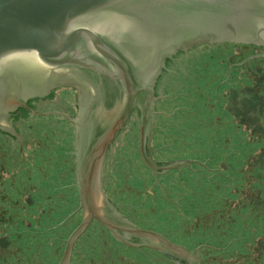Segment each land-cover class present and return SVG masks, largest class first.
I'll list each match as a JSON object with an SVG mask.
<instances>
[{
	"label": "water",
	"instance_id": "95a60500",
	"mask_svg": "<svg viewBox=\"0 0 264 264\" xmlns=\"http://www.w3.org/2000/svg\"><path fill=\"white\" fill-rule=\"evenodd\" d=\"M221 8L227 10L221 11ZM172 18L177 19V25L170 23V27L160 21L172 22ZM193 18L197 22L186 21ZM172 28L177 32L185 29L196 33L187 40V45L220 40L210 37L217 29L219 37L240 32L241 43L254 42L264 49V0H0V78L5 76L1 73L3 66L12 65L13 73L30 69L36 74H46L39 81H33L31 89L36 95L57 86L60 77L75 78L89 89L88 100L82 106L85 112L80 114L81 122L90 126L91 139L88 152L77 165L78 208L56 228L78 211L82 218L66 239L58 264H70L73 246L94 221L127 247L175 254L187 264L193 261L200 264L196 252L190 253L160 234L117 226L119 223L113 218L115 209L106 200L102 202L109 207L112 216L94 202V189L101 190L106 152L124 130L133 108L143 102L146 103L141 108L143 130L146 125L149 129L147 141V135L144 131L141 133L140 156L154 179L158 170L159 175L164 176L184 168L190 171L187 165L191 168L196 164L180 161L177 165L158 168L150 163L153 162L152 129L154 124L158 126L155 117L163 116L172 121L173 112L153 111L151 103L156 101L151 89L153 81L150 76L143 78L141 70L156 59L159 53L156 44L164 45L173 38ZM260 58L264 59V54L248 60ZM19 85L17 79L7 77L4 81L7 90ZM25 96L34 95L21 98ZM49 98L35 103L39 113L56 116V112H63L72 117L77 103L72 89L57 88ZM162 124L165 130L161 129ZM159 125L158 129L171 132L168 122ZM96 132H100L98 136H94ZM144 147L150 161L144 155ZM120 232L141 236L146 243L132 245L118 235Z\"/></svg>",
	"mask_w": 264,
	"mask_h": 264
},
{
	"label": "rangeland",
	"instance_id": "374dc122",
	"mask_svg": "<svg viewBox=\"0 0 264 264\" xmlns=\"http://www.w3.org/2000/svg\"><path fill=\"white\" fill-rule=\"evenodd\" d=\"M237 44L238 43L225 42L215 45L213 49H221L220 52H215L211 47L208 50L198 47L194 52L188 50V54L177 53L168 67L169 74L173 75V82L172 84H166L164 89H169L168 94L176 98L180 94H183V90H188L192 95L187 97V104L195 105V112L188 114L187 118L193 120V123L194 120H204L206 118V115H204L205 105L208 108L212 107V105L209 104L210 100L207 101L205 99V93L208 90V86L211 85L210 80L220 75L219 68H210L211 63L220 64L223 63V60H226L228 63L226 80H232L230 81L232 88L226 87L224 89L226 93L223 95V101H228L226 104V111L228 115L235 120L234 124L241 127L240 134L246 139L247 144L252 146L254 143H257L256 141L264 140V59L260 58L253 61H249L248 59L251 56L263 55L264 49L261 47H248V45L243 44L240 46ZM185 53H187V51ZM249 62L250 65H247ZM238 69L240 70L237 71ZM231 72L233 77L230 76ZM184 81L186 83H184ZM157 94L163 96L166 92L160 86L157 90ZM177 94L178 96H176ZM196 94H199V97ZM221 95L222 92L219 94V97ZM176 107L179 108V106ZM220 107L221 104L218 102L217 108L215 106L214 111L218 112L216 117L222 119L225 113ZM141 108L142 105H136L134 107V112L130 118L129 131L126 130L118 135L119 137L117 136L113 152L118 161L124 160V157L129 155L131 157L137 155L138 113H140ZM173 110L174 108L172 107L171 111ZM49 118L51 119L47 117V122H40L39 127L41 132L39 133H36V129L39 127H29L30 130L28 131V129L25 130L22 128L21 123L16 125L22 133L23 142L27 150L24 154H21L22 157L24 156L25 158L29 155L28 152L32 146L37 150H42L40 152L47 153L45 160L32 166L35 167L34 170L26 172L27 164L23 165V161L18 162L19 153L16 152L14 154L15 157H13V151L8 152V150H10L9 145L6 149L4 148V155L0 154V264L34 263L32 257L28 256H26L23 261V254L21 252L22 245L17 242H23V235L9 233L12 228L6 229V225L10 227L15 226L20 220V225H22L23 230L29 232L30 239L32 240L30 244H33L38 236H46L52 229H56L67 217L68 213L72 212L77 207V193L74 191L73 187L75 182L72 155L73 146L76 144L75 138L73 137V132L70 133L72 130L69 125V136L66 138V144L62 142L63 138L61 135L59 136L58 132L60 126L56 123L58 118L56 116H51ZM32 119L33 118H31L30 121ZM173 119L178 120L177 116L173 117ZM133 121H136V127L132 126ZM184 123L188 124V121L184 120ZM159 126L160 125L156 127L155 124L153 125L152 148L156 150L157 148H170L171 142L168 141L170 139L172 142L173 140H178L175 135V133H178V129L173 126V134H171L161 130L166 129L164 124H162L161 129H158ZM210 129L211 128L208 126L196 127L193 135L188 138L189 141H206L207 144L210 145L214 137L217 138L219 136V133L209 134L208 131ZM196 130L198 131L196 132ZM205 130H207V133ZM146 132L147 131L144 133L145 136L147 135ZM236 132L237 129L235 128V133ZM179 138L185 141L186 136ZM45 139L47 141L46 143L36 142L37 140L41 142ZM127 142H132L133 144L131 151L125 150V146L128 144ZM201 142L198 144H201ZM194 145H197V143ZM244 145L248 147V161L250 163L254 160L255 162L264 164V157H261V153L258 154L259 157H257V159H254L255 156L253 153L258 149L253 150L248 145ZM62 149L65 151V156H67V158L63 163H60L56 156V152L60 151V153H62ZM34 155H36V153H34ZM77 156L78 154H76V159ZM120 157L122 159H120ZM157 158L160 162L175 161L176 159L173 150L166 154L160 153ZM130 161L133 162L132 159ZM30 163L32 164V161ZM133 163L135 167L136 164L135 162ZM19 164H22L24 167L19 169ZM59 164L62 166H59ZM12 165H14V168L9 169L8 167ZM108 165L110 164L105 163L104 165L101 178V190L97 187L96 190L94 189V202L96 203V207H102V202L108 199L113 205L119 206L121 208L120 212L128 216L136 227L160 234L172 244L184 247L190 253L196 252L199 257L206 258L205 261L207 264H253L260 255V251H262L264 246V196H257V194L253 192L254 189L251 187H255L256 183L263 180V176L257 175V172L252 169V163L249 164L245 170L244 178L240 179L246 187L238 185V188L242 189L239 193V197L241 195L244 196L245 209L239 210L237 205L238 196L234 195L233 201L227 203V209L222 213L219 212L225 219L218 220L215 226L210 222L206 223L207 220H204L202 216H200V219H197L195 216H187L186 213L182 214L184 212L183 208H181L180 211L166 208L172 206L167 201L170 200V198L161 194V196L167 200L164 199L163 202L158 201L160 198H157L158 195L152 192L153 187L156 185L155 179L153 178L152 180L151 174L149 172L145 173L140 166L136 165L135 169L140 171V176L142 178L139 179V183L141 182L140 186L144 187L143 192L136 186L139 183H137L135 177H133V173L127 175L129 165L126 160H124L123 172L119 174L115 172V169H109ZM196 165L205 166V164L198 161ZM209 165H212V162H209ZM222 165L223 163L221 160L220 166L222 167ZM17 172H19L21 176H17ZM180 175L179 173L172 172L163 176V178L168 179L169 177L175 181L172 183L163 182L164 187H162L167 193L174 194L173 190L170 191V189L174 183L175 189H177L178 183L176 182H181ZM121 176H124L122 180H120ZM159 177L161 180V176ZM138 178L139 176H137V179ZM61 181L64 182L58 183ZM133 186L137 191L133 189ZM69 189H71V195L69 194ZM51 192L55 194L54 198L49 195ZM147 195L150 196L149 201L148 197L145 198ZM70 198L72 202L67 210H65L68 212L62 215L64 219L62 218L63 220L59 224L56 223L57 221L55 218L48 220L52 207H55L53 199L58 200L59 206H64ZM37 199L39 200L35 205ZM153 199L157 201L153 203ZM250 204H252V207L248 210ZM165 209L172 211V213L165 211ZM246 211L247 214H245ZM36 212L38 213L37 216ZM181 214L183 216H180ZM237 217L245 220L251 218L254 223H257L258 228L251 227L246 235L235 233L233 237L227 236L222 241L219 235H224L225 233H211L214 230L235 231L234 227L238 221ZM75 218L81 219L82 215L76 216ZM75 218L69 223L71 225H69L67 229H62L60 233L51 234L46 240H43L42 237L37 238L40 243L42 241L49 244L46 253H50L51 256H55L56 258L61 257L65 246L64 240H66L69 233L78 224L79 220ZM42 219L47 220V224L42 225ZM52 225L54 226L52 227ZM104 230L105 229L99 223L94 224L79 243H84L85 250L94 251V248L98 247L100 251L95 258L85 259L83 254L78 251L77 246L74 247L75 258L77 257V259L74 260L77 264H175L165 263L161 259L163 256L159 255V257H156L157 255L153 254L152 251L144 250L140 252L126 248L117 243L115 244L112 238L109 237V234ZM242 235L245 237L244 240L241 237ZM91 236H94L95 239L92 242H88L86 239H88V237L91 238ZM208 236L212 237L208 238ZM24 237L27 238L28 235ZM56 238L58 239L56 245L50 242L51 239ZM109 239H111V242H109ZM61 240L64 242H61ZM128 243L137 245L134 242ZM227 243L235 244L228 246V250L226 249V251L222 248L226 246ZM208 247H216L222 250H210L207 249ZM59 250H62L60 254H58Z\"/></svg>",
	"mask_w": 264,
	"mask_h": 264
},
{
	"label": "flooded vegetation",
	"instance_id": "af4514ba",
	"mask_svg": "<svg viewBox=\"0 0 264 264\" xmlns=\"http://www.w3.org/2000/svg\"><path fill=\"white\" fill-rule=\"evenodd\" d=\"M215 1L217 2L220 0H215ZM221 1H223V0H221ZM234 1H238V0H234ZM226 10H227V8H221V11H226ZM226 19H228V18H226ZM160 21L166 26H167V24H169L168 26H170V27L172 26L170 23H173L174 26L177 25V19H173V18H172V22H170L169 19L160 20ZM186 21H189V22L196 21L197 22V20L194 18L186 20ZM199 21H203V20L200 19ZM170 27H168V28H170ZM172 29L174 31L173 32L174 33L173 38L171 40H169L164 45H160L159 43H157L156 44V48H157L156 51L159 53H158L156 59L152 62V65L146 66L145 70L143 69L144 71L141 70V74L143 75V78H147L150 76L152 81H153L152 82L153 86L151 89H152L154 98H156V101L152 102L151 106L153 107V111L156 113H159V110L164 111V112H168L169 110H171L172 107L175 108L176 106H179V105H180V107L184 108L188 112L189 105H193V104H187V101H188L187 97L192 95L188 90L187 91L183 90V94H180L179 96L177 94L176 96H178V97L176 98L175 96L171 97V95L168 94L169 89H166V88L164 89V86L166 84H168V83L172 84V82H173V79H172L173 75L169 74L168 67L170 66L169 64L172 63V61L175 58L177 53L188 54L189 51L194 52L195 50L198 49V47L203 48V49L205 48L206 50H208L210 47L212 48L215 45H219V43H225V42L235 43V44L237 42L238 43L237 45H240V46H242L244 44V43L240 42V39H241L239 37L240 32L233 33V34L225 33L224 37L222 38V37H219L218 30L216 29L214 32H212L210 37L212 40L221 38L220 40H215V42H208L205 40V42H202V43H198V44H194V45L193 44L187 45V43H188L187 40L194 38L193 35L196 33L195 32H191V33L187 32L185 29H183L181 31L178 30V32L174 28H172ZM230 39H232V40H230ZM233 41H236V42H233ZM253 41H254V39H253ZM244 45H248V47H250V46L259 47V46L255 45L254 42L252 44H244ZM186 51H187V53H185ZM13 68L14 67L12 65H6V66H3L2 71H1V73H4L3 75H5V76L0 78V154L4 155V151L9 145L10 150H8V152L13 151V157H15L14 154L16 152L19 153L18 162L23 161V163H22L23 165L27 164V166H26L27 171L26 172H28L29 170H34L35 167H32V166L37 164V163H41L43 160H45L47 153L40 152L42 150H37L34 146H32L29 149V152H28L29 155L25 158H24V156L22 157L21 154H24L25 151H27V150L25 148V143L23 142L24 139H23L22 133L16 125L21 123L22 128H24L25 130L28 129V131L30 130L29 127L30 128L39 127L40 122L41 123L47 122L48 119H51V118H49L51 116H49V115L47 116L45 114L39 113V111H37L38 107L37 108L35 107V103L44 102V101L49 100L50 99L49 96L53 93V90H55L57 88H67L68 87L75 92L77 103L75 104V112L72 115V117L69 115H66L67 113H63V112H56L55 113L56 117L58 118L56 120V123L58 124V126H60L59 127L60 129L58 128L59 129L58 130L59 136L61 135V137L63 138L62 142H64L66 144V138L69 136L68 126L70 125L71 130H72V131H70V133L73 132V137L75 138V143H76L75 146H73L72 155H73L74 182H75L73 187L77 193V199H76L77 200V207L71 212V214H73L78 208V192H77V188H76V173L78 170L77 165H79V163L81 162V158L82 157L84 158L85 153L88 152L89 147H90V145H89V142L91 139L90 126L84 125L81 122L82 116H80L82 111L85 112V108H82V106L88 100L87 94H88L89 89H88V87H85V85L77 83L75 78L64 77V79H65L64 80L63 77H60V81H59L60 83L57 86L50 88L49 91H47V92L44 90L39 91L38 92L39 94L36 95V93H32L34 91V89L33 90L31 89L32 85L34 86V83H35L33 81L34 80L39 81L40 79L45 77L46 74H44V73L36 74V71L30 70V69L28 71H25V72H21V70H20L18 73H13L14 72ZM7 77L10 79L19 80L20 85L9 87L8 90L6 88L4 89V81L7 80ZM231 77H233L232 74H231ZM136 82H137V80H136ZM146 82L147 81H145V83ZM184 83H186V82L184 81ZM160 86L166 92V94L163 96L157 94V90ZM208 92L209 91L207 90L205 93V99H206V95ZM27 94H32L34 96H25L23 99L21 98L22 96L27 95ZM196 95L199 97V94H196ZM189 102H191V101H189ZM145 104H146L145 102L142 103V105H145ZM192 110H194L193 107H192ZM133 112H134V110L131 112L129 119H128V121L124 127V130L122 132H124L126 130L129 131L128 128H129L130 118H131V115ZM194 112H195V110H194ZM138 115H139L138 116L139 124H138V128H137V133H138V143H137V147H136V154L137 155L133 156V157H131L130 155L127 157H124L125 158L124 160H126L128 162V165H129L127 175H130L131 173H133V177H135L137 183H139V179L142 177L140 176V171L135 169L136 165L140 166L145 173L149 172L151 174L152 180L154 178L153 174L148 169H146V167L144 166V163L142 161V157L140 156V138H141V133H143V131H144L143 130L144 124H143L142 110L141 109H140V113H138ZM47 117H48V119H47ZM156 117H155V119L157 120L158 125L160 123H162L163 121L168 122V124L171 125L170 122L165 117H163V116L157 117V118ZM31 118H33V119L30 121ZM82 121H83V119H82ZM136 125H137L136 121H133L132 126L136 127ZM148 129H149V127H148V125H146L145 131L147 130V132H148ZM98 130H100V129H98ZM152 130H154V127ZM145 131H144V133H145ZM39 132H41L40 127L38 129H36V133H39ZM122 132H120L118 135H120ZM99 133L100 132H98V133L96 132V134L94 136H98ZM175 135L177 136L178 133H175ZM152 137H153V131H152ZM147 139H148V134L146 137V141H147ZM116 140H117V137H116ZM116 140L113 142L111 149H109L106 152L104 162H103V166H102V171H101V178H102L105 163L110 164V165H108V168L111 170L115 169L116 173L119 174L120 172L121 173L123 172L124 160L118 161L116 156L114 155V152H113ZM36 142L46 143L47 141L45 139L41 142L38 140ZM179 142L180 141L175 140L171 144L170 148H164V149L157 148V150L152 148V145H151L150 150L152 153L153 162L150 161L149 153H147L146 147H144V150H145L144 155H145L146 159L148 161H150V163L154 167H158V168H164V167L169 166V165H177V163H180V161H185L184 164L185 163L188 164L191 161H193L191 159L192 156L191 157L185 156V157H183V159H180L178 161H176V159H175V161L170 160V161H165V162H160L157 160L158 154H160V153L166 154L168 152H172V150H173V154L175 155V153H178L177 151H181V149H183L184 147L182 145H180ZM127 143L128 144L125 146V150L131 151L133 144H132V142H127ZM188 146H190V145H186L185 147H188ZM34 153H36V155H34ZM31 154H32V156H31ZM76 154H78L77 159H76ZM65 155H66V153L63 149H62V153H60V151L56 152V156L58 157V161L60 163H63V161H65V159L67 158V156H65ZM37 158H39L40 160ZM130 158L133 160V162H135V164H136L135 167H134V163L132 161H130L131 160ZM120 159H122V158L120 157ZM31 161H32V164L30 163ZM22 164L21 165L19 164V166H18L19 169L24 167ZM59 166H62V165L59 164ZM187 167L189 169H191L193 166L190 168V165H187ZM8 168L13 169L14 165H12L11 167H8ZM172 172H174V173L176 172L177 174L179 173V174H182L184 176L185 172H187V171L184 168V169H181L179 171H172ZM172 172H170V173H172ZM159 173H160V171L158 170L156 172V175H155V176H157V178L155 180L156 185L153 187L152 192L155 193V195H158L157 198H160V199H158V201H160V202H163L165 199L161 196V194L170 198V200H167V199H165V200H167L172 206H169L166 208L172 209V210H176V209L178 210V207H179V209L182 208L183 203L180 204L182 202V200L179 199L177 196V195H180L179 194V187H177V189H175V188L173 189V185H172L170 191L173 190L174 194L167 193L165 191V189H163L164 186H163L162 182L168 181L167 183H172L174 181L168 177V179H171V182H170V180L163 178V176L159 175ZM17 176H21V174L19 172H17ZM17 176H16V178H17ZM137 176H139L138 179H137ZM159 176H161V180L159 179L160 178ZM123 177L124 176H121L120 180H122ZM14 183H15V181H14ZM176 183H178V182H176ZM140 185H141V182L136 186L143 192L144 187L140 186ZM133 189L136 190L134 188V186H133ZM176 191H177V193H176ZM147 197H148V201H149L150 196L147 195L145 198H147ZM105 200L108 202L109 206H111L113 209H115L113 212L114 213V216H113L109 207L103 206L104 210L107 212H110V214L113 216V218H115L117 220V222L119 223V224H117V226H126L127 229L132 228V229H138V230H145V229H140L139 227H136L128 216L123 215L124 213L120 212L121 208L119 206L113 205L108 199H105ZM156 201H157L156 199H153V203ZM155 209H157V208H155ZM165 211H168V210L165 209ZM168 212L172 213V211H168ZM79 215H81L80 211L75 213L73 216L76 217ZM75 219L79 220L78 223L80 222L79 218H75ZM66 223H64V224H66ZM94 224H98V223H96L94 221V223L91 225V227ZM63 225H61V226H63ZM104 231L109 234V237L112 238V240L115 244L117 243V244L124 246L126 248L136 250V251H140V252H143L144 250H149V249H133V248L127 247L126 245L120 243L116 239V237L113 236L109 231H107V230H104ZM146 231H148V230H146ZM157 231H159V230H157ZM71 233H72V231L70 232V234ZM118 235H120V237L126 239V241L134 242L137 245L146 243L145 240L141 236H138V235H134L131 233L125 234L122 232H120ZM233 244H235V243H231V244L227 243V245L223 246L222 249L226 250L228 248V246H231ZM207 249L216 250V249H220V248L208 247ZM222 249H220V250H222ZM149 251H152L153 254L157 255L156 257H159V255L163 256V257H161V259L165 263L187 264L184 261V259L180 258L178 255H175V254L167 255V254L157 252V251H153V250H149ZM263 255H264V246L262 248V251H260V255L253 262V264H264V256ZM205 259H206L205 257H202V258L200 257L199 258L200 264H207ZM194 263L195 262L193 261L192 264H194Z\"/></svg>",
	"mask_w": 264,
	"mask_h": 264
},
{
	"label": "trees",
	"instance_id": "16d2710c",
	"mask_svg": "<svg viewBox=\"0 0 264 264\" xmlns=\"http://www.w3.org/2000/svg\"><path fill=\"white\" fill-rule=\"evenodd\" d=\"M213 48L214 47H212L211 49ZM213 50H215V52L221 51V49H218V50L213 49ZM229 57H233V56H229ZM253 60H256V59H253ZM247 65H250V62L247 63ZM227 67H228V63L226 62V60H223V63H220V64L214 63V62L211 63L210 68L212 69L219 68L220 70V75H217L215 78L210 80L211 85L208 86L209 88L208 91L212 89L211 91L214 93V96L216 98H219V94L218 92L214 91L215 89L218 88V90H221L220 91L221 93L224 91L226 87H230V88L232 87V85L230 84V81L232 80H228V81L226 80ZM239 70L240 69H238L237 71ZM199 142H194V143H197V146H200V144H198ZM256 142L257 143H254L252 146H249V144H247L246 142V139L242 137L241 134L239 135L234 134L232 136H228V141L226 137H224V135L219 134L217 138L214 137L210 145H208L206 141L201 142V145L203 148L208 147L206 148L208 150V155L206 158L207 163H205L204 167L196 165V164L193 165L190 171L186 170L187 172H185L184 176L182 174L180 175L181 182H178L179 194L187 198V200H185V204L184 203L182 204L183 205L182 208L184 211L182 214L186 213L187 216H192V217L195 216L197 219H200V216H202L204 217V220H207L206 223L210 222L213 226H215L218 220L225 219L222 214H219V212L222 213L223 211L227 209V203H230V201H233L232 199L234 198V195L238 196L237 205H238L239 210L245 209L244 196L241 195L239 197V193L242 191V189L238 188V185L245 186L244 183L241 182L240 179L244 178L243 177L244 172L247 169L248 165L251 163L253 164L252 169L257 172V175L263 176V180H260L258 183H256L255 187H251V188L254 189L253 192L257 194V196L259 197L264 196V164L262 163L260 164L258 162H255L254 160L253 162L250 163L248 161L249 150H248V147L244 145V144L248 145L253 150L258 149L255 153H253V155L255 156L254 159H257V157H259L258 156L259 153H261V157H264V140H258ZM193 146H196V145H193ZM221 160L223 163L222 167L220 166ZM197 161L200 163H203L197 159L193 160L194 163H197ZM209 162H212V165H209ZM168 180H170L171 182V179H168ZM62 182L64 181H61L58 183H62ZM163 182L167 183L168 181H163ZM174 188H175V183L173 184V189ZM74 191L76 192L75 189ZM69 194L70 195L72 194L71 189H69ZM49 195H51L52 198L55 197V194L53 192H51ZM38 200L39 199L35 201V205ZM53 201L55 202V207L54 206L52 207V211L48 216V220H51V218H55V220L57 221L56 223L59 224L64 219L62 215L68 212L65 210H67L72 200L70 198V200L67 202V204H64V206H59L57 199H53ZM251 207H252V204H250L248 210H250ZM180 209L178 210L176 209V210L180 211ZM214 209H217V210H214ZM37 214L38 213L36 212V216ZM70 214L71 212L68 213L67 217ZM182 214L180 216H183ZM245 214H247V211ZM72 218L74 219L75 217L74 216L71 217L70 220L63 226H60L56 229H52V231H50L48 235L46 236L43 235V236H38V237H42L43 240H46L47 237L50 236L51 234L60 233L62 229H67L69 225H71L69 223L71 222ZM41 224L42 225L47 224V220L42 219ZM53 226L54 225H52V227ZM251 227L258 228L257 223H254V221L251 218H248L247 220L238 218V221L236 222L235 227H234L235 231L234 230L233 231L214 230L211 233L212 234L225 233L224 235H219L220 238H222L221 239L222 241L227 236L233 237L235 233H242L246 235L249 228ZM7 228H12L9 231V233H12V234L17 233L19 235H23L22 237L23 242L17 241L18 244L22 245L21 252L23 254V261H24V258L28 256V257H32V261L34 262L32 264H58L59 263L61 257L56 258L55 256H51L50 253L49 254L46 253V250L48 249V245H49L48 243H45L42 241L40 243L37 240L38 238L37 237L35 242L33 244H30L32 240L30 239L29 232L26 230H23L22 225H20V220L15 224V226L10 227L6 225V229ZM89 230L90 229H88L86 233L82 237H80L77 243L74 245V247L77 246L78 251H80L83 254V257L85 259L95 258L99 254V251H100L98 247H95L94 251L85 250L84 243L79 244L81 240L84 238V236L87 235V232ZM25 235H28V237L27 238L24 237ZM211 237L212 236H208V238H211ZM241 237L244 240L245 237L243 235ZM94 239L95 237L91 236V238L88 237V239L86 240L88 242H92ZM57 240H58L57 238L51 239L50 242L56 245ZM109 240H110L109 242H111V239ZM64 241L61 240V242H64ZM73 249H72L70 264H77L76 261L74 260V259H77V257L75 258V252ZM61 252L62 250H59L58 254H60ZM25 264L27 263L25 262Z\"/></svg>",
	"mask_w": 264,
	"mask_h": 264
},
{
	"label": "crops",
	"instance_id": "0c3cea01",
	"mask_svg": "<svg viewBox=\"0 0 264 264\" xmlns=\"http://www.w3.org/2000/svg\"><path fill=\"white\" fill-rule=\"evenodd\" d=\"M211 90L207 93L206 100L207 101L210 100L209 104L212 105V107L208 108L205 105V108H204V106H203L204 115H206V118L204 120H194V123L196 122L195 123L196 125L193 123V120H190L187 118L188 114H191L194 112L195 105H189L188 112L184 108L180 107V105H179V108L175 107L173 111L169 110L167 112V113L173 112L174 113L173 117L177 116V118H178V120L172 119V121H169L167 119L172 124V125H170V131L171 132H169V133L172 134V129L174 127H176L178 129V135L176 136V138H178V140L180 141L179 142L180 145H182L184 147L183 149H181V151H177L178 153H175L174 156L176 157V161L183 159V157H185V156H190V157L192 156V158H191L192 160L197 159V160H200L201 162H203V164L207 163L206 158L208 155V150L206 148H208V147L203 148L201 144H200V146H197V145L193 146L195 143L194 142L191 143V141H189V139H188L193 135V133L195 132V128L198 126L203 127V125H204V126L210 127L211 129L208 131L209 134L219 133L220 135H224V137H226L227 141H228V136H232L234 134H236V135L240 134L241 127H238V126H236V124H234L235 120H233L228 115V113L226 111V104L228 101H223V99H224L223 95H225L226 91H223L222 95L219 98H216L214 96V93ZM217 90H218V88H217ZM214 91H216V89ZM220 91L221 90H218L217 92L220 94ZM218 102H220V104H221L220 109L225 113V116H223L222 119L220 117H216L218 112L214 111L215 106L217 108ZM192 107H194V110H192ZM184 120H187L188 124L184 123ZM217 122H219V123H217ZM197 123H199L200 125ZM235 128L237 129L236 133H235ZM197 131L198 130H196V132ZM227 131H228V133H227ZM205 132L207 133V130H205ZM183 136H186L185 141L179 138V137H183ZM205 136H206V134H205ZM174 141L175 140H173V142ZM168 142H171V144L173 143L171 141V139ZM186 145H190V146L185 147ZM177 196L179 199L182 200V202L180 204L185 203V200H187V198H185L183 195H177Z\"/></svg>",
	"mask_w": 264,
	"mask_h": 264
}]
</instances>
